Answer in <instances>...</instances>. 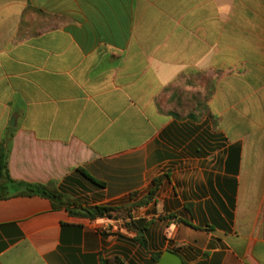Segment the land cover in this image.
I'll list each match as a JSON object with an SVG mask.
<instances>
[{"label":"crops","instance_id":"crops-1","mask_svg":"<svg viewBox=\"0 0 264 264\" xmlns=\"http://www.w3.org/2000/svg\"><path fill=\"white\" fill-rule=\"evenodd\" d=\"M3 144L0 264H264V0H0Z\"/></svg>","mask_w":264,"mask_h":264},{"label":"trees","instance_id":"trees-1","mask_svg":"<svg viewBox=\"0 0 264 264\" xmlns=\"http://www.w3.org/2000/svg\"><path fill=\"white\" fill-rule=\"evenodd\" d=\"M10 148H11L10 144L8 145L3 144L0 148V198H5L6 195L11 194V192L3 189L4 184L7 182L19 189V191L14 192L11 195L42 196L51 199L55 208L65 207L67 203L65 202L63 195L60 192L51 189L49 186L41 185V184H28L13 180L9 172ZM76 171L82 173L91 182L101 186L104 185V183L98 182L85 170L77 169ZM162 181H163V177H159L155 179L154 186L151 192L152 196L157 194L162 184ZM114 213L120 214V209L110 205H105V206H94L87 208L84 210V212L80 213L79 215L90 219H96V218H105V217L113 218ZM135 241L140 242L141 244L144 245V243L146 242V236L144 232L140 231L138 233V237L135 238ZM161 256L162 255L159 254L154 258L153 260L154 264H158V262L161 259ZM103 264H124V262L122 260L115 259V260H105Z\"/></svg>","mask_w":264,"mask_h":264},{"label":"water","instance_id":"water-1","mask_svg":"<svg viewBox=\"0 0 264 264\" xmlns=\"http://www.w3.org/2000/svg\"><path fill=\"white\" fill-rule=\"evenodd\" d=\"M158 264H184L181 256L173 251H166Z\"/></svg>","mask_w":264,"mask_h":264}]
</instances>
